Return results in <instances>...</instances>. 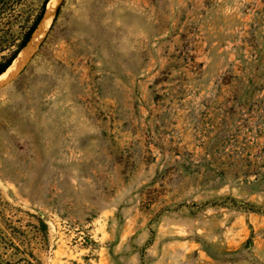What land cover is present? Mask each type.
<instances>
[{"label":"rangeland","instance_id":"rangeland-1","mask_svg":"<svg viewBox=\"0 0 264 264\" xmlns=\"http://www.w3.org/2000/svg\"><path fill=\"white\" fill-rule=\"evenodd\" d=\"M0 264H264V0H60L0 80Z\"/></svg>","mask_w":264,"mask_h":264},{"label":"bare ground","instance_id":"bare-ground-1","mask_svg":"<svg viewBox=\"0 0 264 264\" xmlns=\"http://www.w3.org/2000/svg\"><path fill=\"white\" fill-rule=\"evenodd\" d=\"M60 0H48L44 13L38 22L36 28L32 32L27 43L20 49L15 59L8 66V68L0 74V80H6L14 75L23 67L27 62L29 57L33 54L36 47L40 43L43 33L48 29L54 13L56 11L57 5Z\"/></svg>","mask_w":264,"mask_h":264},{"label":"trees","instance_id":"trees-1","mask_svg":"<svg viewBox=\"0 0 264 264\" xmlns=\"http://www.w3.org/2000/svg\"><path fill=\"white\" fill-rule=\"evenodd\" d=\"M47 0L44 1V5L46 4ZM44 7V6H43ZM44 9V8H43ZM41 11L40 15L38 16V18L36 19L35 23L33 24V26L29 29V31L27 32L25 38L22 40V42L19 44L18 48L10 55V57H8L1 65H0V74L3 73L8 66L12 63V61L15 59V57L17 56L18 52L20 51V49L27 43V41L29 40L32 32L34 31V29L36 28L38 22L40 21L42 15H43V10ZM58 10V9H57Z\"/></svg>","mask_w":264,"mask_h":264}]
</instances>
